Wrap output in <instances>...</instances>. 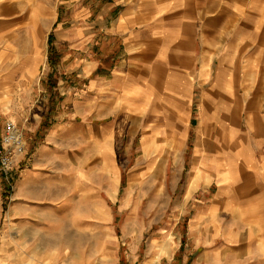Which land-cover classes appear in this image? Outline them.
Here are the masks:
<instances>
[{
  "label": "crops",
  "instance_id": "obj_1",
  "mask_svg": "<svg viewBox=\"0 0 264 264\" xmlns=\"http://www.w3.org/2000/svg\"><path fill=\"white\" fill-rule=\"evenodd\" d=\"M20 118L0 264H264V0H0Z\"/></svg>",
  "mask_w": 264,
  "mask_h": 264
},
{
  "label": "rangeland",
  "instance_id": "obj_2",
  "mask_svg": "<svg viewBox=\"0 0 264 264\" xmlns=\"http://www.w3.org/2000/svg\"><path fill=\"white\" fill-rule=\"evenodd\" d=\"M50 42H51V39H50ZM53 62V61H52ZM50 63H51V56H50ZM48 73V77H47V82L45 83L46 84V86H44L45 87V89H46V93H42L43 95L45 94V96H42V98H41V100H42V102H43V100H45V106H46V110H47V115L45 116V118L43 119V121H42V124H41V127L44 129L43 131H45V128L47 129V127L49 126V124H50V117L52 116V115H54L55 114V112H56V110H57V107L59 106V103H60V101H61V97H62V95H64V94H66V90H67V88H66V84H60V90H58V92H55V90H54V85L52 86L51 84L53 83L54 84V82H56L57 80H58V77L60 78V76L58 75V76H56L55 75V78H51V70H50V72H46L45 73V75ZM57 74V73H56ZM45 84H42V85H45ZM53 91L55 92V93H53ZM38 94V93H37ZM52 94V95H51ZM42 102H37V104L35 103H32V104H30L31 105V108H30V110H31V112H33V106L34 105H37V106H40V105H42ZM44 104V103H43ZM29 109V108H28ZM37 108H35V111L37 112ZM13 120V119H12ZM8 121V120H7ZM7 121H6V123H7ZM14 121H16L17 123H18V126H19V129H20V131L22 132V134H23V136H24V138H25V141H26V134H25V129H24V121H25V118H20V119H15ZM30 121H31V119H30ZM5 126H6V124H5ZM4 130H5V128H4ZM4 133V132H3ZM2 136H3V134L0 136V144H1V140H2ZM28 146H27V141H26V150H25V152L22 154V155H20V156H17V161H16V167H17V164H18V160L23 156V157H27L28 156V148H27ZM19 165H20V163H19ZM127 170V167L126 168H124V170ZM16 170V169H15ZM15 171H13L12 172V174H11V176H8V175H5V174H0V179H2L3 178V176H4V179L6 180V182L8 183V184H11L12 183V181L15 179V177H16V175H15V173H14ZM126 176H127V173H125L124 172V182H125V180H126ZM3 180H1L0 181V185L2 184L3 185ZM124 182H123V189H125L126 188V186H125V184H124ZM5 199V198H4ZM5 206V205H4Z\"/></svg>",
  "mask_w": 264,
  "mask_h": 264
},
{
  "label": "built area",
  "instance_id": "obj_3",
  "mask_svg": "<svg viewBox=\"0 0 264 264\" xmlns=\"http://www.w3.org/2000/svg\"><path fill=\"white\" fill-rule=\"evenodd\" d=\"M26 150V141L19 129L18 123L9 120L0 144V171L11 176L16 167L17 156L22 155Z\"/></svg>",
  "mask_w": 264,
  "mask_h": 264
},
{
  "label": "trees",
  "instance_id": "obj_4",
  "mask_svg": "<svg viewBox=\"0 0 264 264\" xmlns=\"http://www.w3.org/2000/svg\"><path fill=\"white\" fill-rule=\"evenodd\" d=\"M51 39V38H50Z\"/></svg>",
  "mask_w": 264,
  "mask_h": 264
}]
</instances>
